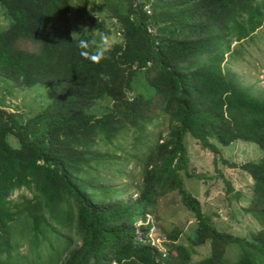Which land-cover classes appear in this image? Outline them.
I'll return each instance as SVG.
<instances>
[{
  "label": "trees",
  "instance_id": "1",
  "mask_svg": "<svg viewBox=\"0 0 264 264\" xmlns=\"http://www.w3.org/2000/svg\"><path fill=\"white\" fill-rule=\"evenodd\" d=\"M101 1L0 0L9 19L0 28V76L50 91L28 117L0 98V264H264V155L241 166L254 180L244 207L260 225L251 237L217 228L181 174L193 175L188 133L215 161L216 140L254 142L264 152V97L225 69L264 27V0ZM76 2L101 6L123 37L100 62L80 55L76 42L94 36L74 34ZM84 10L94 29L108 32ZM159 114L168 134L149 146L134 198L129 185L105 183L102 170L113 164L116 139L130 131L146 138ZM24 187L33 195L12 198ZM170 191L195 217L186 233L158 223L159 198ZM21 239L28 252L15 254ZM203 245L210 252L198 258Z\"/></svg>",
  "mask_w": 264,
  "mask_h": 264
},
{
  "label": "rangeland",
  "instance_id": "2",
  "mask_svg": "<svg viewBox=\"0 0 264 264\" xmlns=\"http://www.w3.org/2000/svg\"><path fill=\"white\" fill-rule=\"evenodd\" d=\"M101 5V0H96ZM89 9L104 19L102 7L92 4L76 2L72 12V30L75 35L92 33L94 40H99L101 35L111 37L115 42H120L123 37L113 24L104 19L108 27L107 33H101L94 29L87 19L84 9ZM9 24L8 16L4 10L0 11V28H5ZM237 42H233L232 48ZM27 47L33 48L32 43H27ZM225 64V69L236 74L238 79L251 91L260 97H264V27L257 31L254 39H248L239 46V53L231 57ZM0 98H5L12 106L10 110L19 111L24 117L36 113L42 105L50 98V91L46 85L37 84L32 87L21 86L12 80L0 76ZM168 134V120L159 114L154 122L148 125L146 132L139 140L135 131H130L128 137L120 136L115 143L110 145L114 151V159L111 167L102 170V175L108 180L105 183L116 185H129L128 193L134 198L138 197L139 191L143 187V171L146 163L149 146L155 144L160 134ZM12 142L17 145L13 135L10 136ZM148 140V142L146 141ZM220 147V153L215 161V154L204 148L190 133L187 134L186 144L189 151L188 171L190 176L182 170L186 187L197 196L204 210L211 215L215 226L221 230L238 235L251 237L253 233L260 229L259 223L250 215L246 214L244 207L251 198L254 180L251 175L241 168L242 164L251 160H259L264 155L261 147L254 143L237 140L229 145H222L215 141ZM234 163L236 166H231ZM122 172H120V170ZM223 173L225 176H221ZM225 179L230 180L235 190L229 191ZM25 193L32 196L33 193L28 188L16 190L12 198L17 199L20 194ZM159 221L167 228L181 225L185 229L191 228L195 223L194 215L183 205L181 196L177 191L167 192L159 198ZM152 230H155L154 227ZM186 241L185 235L181 240ZM18 250L22 254L28 252V242L26 239L20 240ZM158 243H161L158 240ZM203 251H198L196 257H200L210 252L209 245H203ZM209 250V251H208ZM233 259H237L239 250L233 246L229 251ZM32 259V255H30Z\"/></svg>",
  "mask_w": 264,
  "mask_h": 264
},
{
  "label": "clouds",
  "instance_id": "3",
  "mask_svg": "<svg viewBox=\"0 0 264 264\" xmlns=\"http://www.w3.org/2000/svg\"><path fill=\"white\" fill-rule=\"evenodd\" d=\"M84 29L85 28L79 33L83 34ZM76 43L81 56L92 62H100L107 58V53L110 51L115 41L106 35H101L99 40H92L82 35ZM105 79H107V77H105Z\"/></svg>",
  "mask_w": 264,
  "mask_h": 264
},
{
  "label": "built area",
  "instance_id": "4",
  "mask_svg": "<svg viewBox=\"0 0 264 264\" xmlns=\"http://www.w3.org/2000/svg\"><path fill=\"white\" fill-rule=\"evenodd\" d=\"M146 9H148V11H147L148 13H151V11H150V9H149L148 7H146ZM154 30H155V29L150 25V26H149V31H150V32H154Z\"/></svg>",
  "mask_w": 264,
  "mask_h": 264
}]
</instances>
